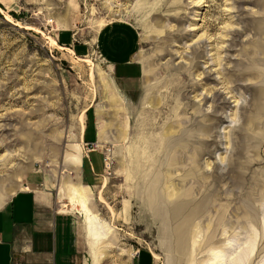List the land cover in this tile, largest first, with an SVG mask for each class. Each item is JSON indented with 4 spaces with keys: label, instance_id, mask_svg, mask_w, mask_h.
<instances>
[{
    "label": "rangeland",
    "instance_id": "374dc122",
    "mask_svg": "<svg viewBox=\"0 0 264 264\" xmlns=\"http://www.w3.org/2000/svg\"><path fill=\"white\" fill-rule=\"evenodd\" d=\"M118 20L139 36L122 73L94 40ZM86 111L107 157L78 189L112 228L97 261L264 264V0H0V205L78 165ZM180 200L201 213L177 229Z\"/></svg>",
    "mask_w": 264,
    "mask_h": 264
},
{
    "label": "crops",
    "instance_id": "0c3cea01",
    "mask_svg": "<svg viewBox=\"0 0 264 264\" xmlns=\"http://www.w3.org/2000/svg\"><path fill=\"white\" fill-rule=\"evenodd\" d=\"M94 40L96 52L112 71L131 69L139 46L133 25L120 20L108 22L97 30ZM97 142L95 115L91 118L86 111L84 129L76 142L80 148L78 165L65 166L62 156L61 169L45 175L36 170L37 175L27 176L26 182L0 205V264H102L113 251H120L116 247L97 261L96 256L102 254L90 248L85 214L78 203L71 202L73 188L77 192L79 187L83 191L95 188L105 177V154ZM85 249L90 263L81 258ZM126 251L123 255L131 256ZM137 260L133 264H147L146 255Z\"/></svg>",
    "mask_w": 264,
    "mask_h": 264
},
{
    "label": "bare ground",
    "instance_id": "6f19581e",
    "mask_svg": "<svg viewBox=\"0 0 264 264\" xmlns=\"http://www.w3.org/2000/svg\"><path fill=\"white\" fill-rule=\"evenodd\" d=\"M5 17L9 21L11 20L8 16H5ZM28 27L29 26H27V28ZM47 38L49 39L51 44L57 45L56 41L54 39H52L50 36H47ZM58 47L61 49H64V47H60V46H58ZM80 60H82L84 62H89L92 65V61L90 59H80ZM83 129H84V125H82V131H83ZM154 194L156 196L157 192H155ZM158 194H160V193L158 192ZM99 199L100 200L102 199L101 196L99 197ZM71 202L72 203H78L80 205L79 210L85 214V217L87 220V227H88V237H89L90 243L92 244L93 248L94 247L98 248L99 245H101V246L105 245V241H107V236L109 235L110 232L112 233L111 225L105 224V223H103V221L101 222L99 220L100 218L97 217L96 214H94L90 210V208L88 207L87 201H86V198H84V195L79 194L76 191V189H74V188L72 189ZM164 204H165L167 210L171 209L168 211L171 221L172 222L174 221L177 224L180 223V221H184V220L189 222V219H193L194 217H197L201 213V211L196 206V204L194 205V203H192L188 200H180L178 202H171V203H164ZM165 206H164V208H165ZM154 208H156V209L159 208V205L155 204ZM160 209H162L161 206H160ZM178 226H179V224L176 226L177 229H178ZM249 254H250L249 249L239 251L238 253L236 252L234 255L235 260L230 259L231 262H229V263L230 264H242L243 261H245L244 259L246 257H248ZM154 257H156V256H154Z\"/></svg>",
    "mask_w": 264,
    "mask_h": 264
},
{
    "label": "water",
    "instance_id": "95a60500",
    "mask_svg": "<svg viewBox=\"0 0 264 264\" xmlns=\"http://www.w3.org/2000/svg\"><path fill=\"white\" fill-rule=\"evenodd\" d=\"M262 153H263V155H264V147H263V149H262ZM193 234H194V232L192 233V236H193ZM192 236H189L188 237V239H190ZM193 244H195V242H193ZM193 244H192V246H193ZM199 245V244H198ZM195 246V245H194Z\"/></svg>",
    "mask_w": 264,
    "mask_h": 264
},
{
    "label": "built area",
    "instance_id": "2783aa9c",
    "mask_svg": "<svg viewBox=\"0 0 264 264\" xmlns=\"http://www.w3.org/2000/svg\"><path fill=\"white\" fill-rule=\"evenodd\" d=\"M106 158H107V157L105 156V164L107 163V162H106ZM12 264H24V263H19V262L13 261Z\"/></svg>",
    "mask_w": 264,
    "mask_h": 264
}]
</instances>
